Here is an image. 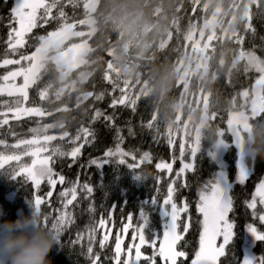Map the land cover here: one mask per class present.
<instances>
[{"label":"trees","instance_id":"1","mask_svg":"<svg viewBox=\"0 0 264 264\" xmlns=\"http://www.w3.org/2000/svg\"><path fill=\"white\" fill-rule=\"evenodd\" d=\"M85 1H54L55 7L38 20L42 26L27 34L26 44L10 47L8 25L14 0H0V81L10 70L27 67L29 54L51 31L64 24L82 23L88 14ZM248 4V0H98L95 30L84 36L89 45L83 62L62 79L49 54L28 87L25 105L32 113L6 114V102L14 96L0 94V153H13L16 143L51 136L49 145L62 151L48 159L55 158L54 170L67 181L54 189L42 182L39 194L50 204L37 205L34 185L16 162L0 166V222L36 213V227L54 237L48 253L51 264H90L89 246L100 255L101 264H115L107 258L114 254L116 233H121L125 252L133 243L131 230L121 232V220L127 223L129 217L134 225H142L148 238L162 239L163 208L169 207L163 203L169 174L159 173L153 161L170 160L174 148L177 156L183 152L184 162L192 165L178 181L177 187L182 186L176 194L178 205L185 198L190 203L191 227L179 245V250L189 254L185 264H190L198 250L202 219L195 202L198 193L217 180L218 165L209 151L223 131L227 144L223 157L234 202L229 220L234 227L218 263L240 264L248 237L253 238L256 260L264 258V223L258 219L264 206L258 204L256 216L246 206L264 178V86L262 107L249 118L254 157L247 158L251 173L243 182L236 181L237 149L227 131L232 112L249 111V97L242 94L260 73L254 61L264 68V0ZM233 12L237 17L233 31L224 32L222 27ZM128 14H137L150 24L144 34L149 44L144 51L138 43L122 49L124 36L118 21ZM81 23L78 29L87 27ZM124 64L132 65L145 84L141 92L136 87L130 93L121 89ZM203 108L207 117L198 125ZM170 123L174 125L172 134L167 133ZM86 132L91 138L78 158L62 156L82 141ZM118 143L126 150L123 162L118 158L120 153L107 155ZM173 167L170 175L175 177L182 167L180 159ZM158 175L163 177L161 181H157ZM74 181L80 185L77 200L64 209L59 194ZM83 184L90 191H84ZM49 191L53 192L51 197L46 196ZM60 211L72 217L63 229L55 218ZM112 211L107 224L109 239L101 248L104 230L98 228V221L102 216L107 219ZM187 219L181 214V221ZM249 223L257 228L260 238L248 230ZM93 225L97 230L90 241ZM177 231L182 232V225ZM142 250L145 254L152 251L148 245Z\"/></svg>","mask_w":264,"mask_h":264},{"label":"snow or ice","instance_id":"2","mask_svg":"<svg viewBox=\"0 0 264 264\" xmlns=\"http://www.w3.org/2000/svg\"><path fill=\"white\" fill-rule=\"evenodd\" d=\"M42 8H45V0H15L14 6L10 10L11 23L8 25L10 28L8 34L10 47H15V45L23 47L26 44L27 34L32 33L34 29L42 26L38 24V20L42 18L39 14ZM13 37H15V41H13ZM8 78L9 77H3L5 80ZM11 78L15 80L16 77L13 75ZM11 87L16 88L17 86L13 84ZM17 91H19L18 88ZM2 92L3 87H0V93ZM111 104L117 105L115 101H112ZM90 138V132H86L83 140L78 141L71 151L62 154V156H67L75 160L81 154L83 147L89 142ZM172 149V158H170V160L153 161L159 173L169 174V182L167 184L166 194L163 197V203L170 206L171 222L163 233V240L160 239V236L154 239L148 238L142 230V225L138 223L134 225L133 220L127 217V223L121 220L123 224L121 232L126 234L131 230L133 243L127 246V251L125 252V249L122 247L124 242L121 238V233H116L114 254L107 258L114 261L115 264H185L189 259L188 252L179 250V245L183 241L184 235L188 233L191 227V216L189 214L190 203L185 198L181 204L178 205L176 194L178 193L179 187L182 186V183H180L179 187H177L178 181L184 178V174L192 165L184 162L182 159L184 155L183 152L177 156L174 148ZM42 152L43 150L36 152L30 151L27 153V155L34 157L33 162L31 165L22 167V171L27 174V177L34 185V199L37 205L45 203L50 204L49 200H45L39 194L42 182H46L52 189H54L58 183L63 185L67 182L64 175L54 170L55 158H42ZM118 153L121 154L118 158L123 162V154L126 153V150L123 148L122 144H116L113 150L109 151L107 155L112 156ZM9 159L19 161L20 157H10ZM176 159H180L182 167L175 172V177H173L170 174L173 172V165ZM162 179L163 177L158 175L157 181H161ZM240 179L241 182L245 179L243 174H241ZM71 183V187L65 188L59 194L64 209H67L69 205H72L74 201L77 200V193L80 185L75 181ZM82 188L86 192L90 191L86 184H83ZM52 195V191L46 194L47 197H51ZM68 197L71 198L69 199ZM258 204L264 206V182L258 184L254 189V195L246 202V206L248 209L252 210L253 216L257 215L256 209ZM233 209V200L225 195L217 184H209L198 193V199L195 202V210L202 217L199 221L201 226L199 232V246L198 250H196L192 256L190 264H218V258L224 252V245L229 242L233 235L234 226L229 220V214ZM113 212L114 211L108 213L107 219L102 216L98 221V228L104 230V236L99 241L101 248L106 246V242L109 239V228L107 224L111 222ZM181 214L188 216L187 221L180 220ZM55 218L57 226L60 229H63L67 224L72 222V217L67 211L57 215ZM258 219L264 223V210L259 213ZM181 225L182 232L177 231ZM96 230L97 226L93 225L89 234L90 241L92 233H95ZM248 230L260 238L257 233V228L253 227L251 223L248 224ZM218 238H221V242L219 243L217 242ZM136 240H139V243H135ZM145 245L151 247V254L144 253L142 247ZM87 254L90 264H101L100 255L94 254L93 247L89 246L87 248ZM243 264H264V258L255 261L246 258L243 260Z\"/></svg>","mask_w":264,"mask_h":264},{"label":"rangeland","instance_id":"3","mask_svg":"<svg viewBox=\"0 0 264 264\" xmlns=\"http://www.w3.org/2000/svg\"><path fill=\"white\" fill-rule=\"evenodd\" d=\"M54 1L56 0H45V8L40 9V16L42 13L48 12L55 7ZM253 1L256 2V0H248V5H250V3ZM97 3L98 0L85 1V7L88 14L84 18L82 23L86 24V28L78 29L77 27L78 24L80 25V22L77 24H64L58 30L51 31L42 39L38 47L31 54H29V63L27 67H18L10 70L3 76L9 77L7 80L3 79L2 77V81H0V87H3V92L0 94L14 96L6 102V109L4 111L6 114L9 113L13 116H21L33 112L32 108H29L25 105L28 87L36 78V75L39 73L42 63L49 54H51V58L57 65L60 77L62 79H65L72 69L83 62V55L87 51L89 45L88 37L84 36L86 34L90 35L95 30L94 12L96 10ZM220 16V13H218L216 15L217 19H219ZM244 17L245 13H242L241 18ZM236 18V12H233L228 16V20L222 27L224 32L231 33L233 31L232 23ZM118 26L121 29L120 32L122 36H124V41L122 44V49L124 51H126L132 43H138L142 51H144L148 47L149 44L144 41V34L150 29V24L148 22L140 20L137 14H128L125 17L119 19ZM16 46L17 45H15V47ZM13 52L15 53L16 50H14ZM254 63L260 69V73L257 76L252 87L249 90L243 91L242 94L243 98L249 97V111L241 110L232 112L227 122V131L231 133L233 144L237 149L236 181L238 182H241V174H243V176L246 178L251 173V166L248 165L247 158L253 159L254 149L252 147V132L249 125V118L258 114L262 107L261 93L264 86V68L257 60H255ZM120 73L122 76L121 89L123 91L130 93L136 87L138 89V92H141L145 87V84L141 83L140 79L138 78V74L132 65L124 64L121 68ZM13 75H15L16 77L15 80L11 78ZM13 84H15L17 87H11ZM17 88L19 89V91H17ZM204 108L201 119L202 122L200 121L198 125H201L203 123V120L207 117V112ZM173 126V123H170L167 126L168 134L173 133ZM222 133L223 131L219 132V135L214 145L212 146V149L209 151V154L218 165L216 175L217 180L214 184L219 185L222 192L230 197L231 181L229 180L226 170V164L223 157L224 150L227 144ZM50 139L51 136L45 135L41 138H32L16 143L15 145L17 147L15 148V151L13 153H0V166L14 161L16 162L19 171L23 172L22 167L31 165L33 162L34 157L27 155V153H29L30 151L36 152L43 150L42 158L45 159H48L52 154L60 153L62 151L61 149L58 150L57 148L49 145ZM75 141L76 139L73 140V142ZM17 156L20 157L19 161L9 159L10 157ZM260 182H264V178L260 180L258 184ZM258 184L256 185V187L258 186ZM63 212L64 211H60V214H62ZM170 212V206L168 208H163V215L165 218L164 231L166 230L168 224L171 222ZM161 240H163V237ZM217 242H221V238H218ZM252 247L253 238L248 237L247 242L244 245L243 259L240 264H243V260L246 258L252 261L256 260V256L252 250Z\"/></svg>","mask_w":264,"mask_h":264},{"label":"clouds","instance_id":"4","mask_svg":"<svg viewBox=\"0 0 264 264\" xmlns=\"http://www.w3.org/2000/svg\"><path fill=\"white\" fill-rule=\"evenodd\" d=\"M36 213L0 222V264H51L54 237L36 227Z\"/></svg>","mask_w":264,"mask_h":264}]
</instances>
